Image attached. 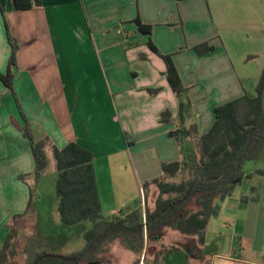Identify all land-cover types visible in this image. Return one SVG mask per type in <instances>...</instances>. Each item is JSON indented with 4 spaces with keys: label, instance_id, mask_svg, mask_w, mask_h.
I'll list each match as a JSON object with an SVG mask.
<instances>
[{
    "label": "crops",
    "instance_id": "obj_1",
    "mask_svg": "<svg viewBox=\"0 0 264 264\" xmlns=\"http://www.w3.org/2000/svg\"><path fill=\"white\" fill-rule=\"evenodd\" d=\"M228 4V0H38L31 9L16 10L12 0H0V74L8 71L12 42L17 49L13 92L0 79V252L7 226L26 211L30 198L29 188L18 179L35 169L30 142L21 131L24 117L39 140L48 137L59 149L75 142L93 152L103 214L108 217L140 206V200L144 204L143 183L162 176L164 163L181 159L171 136L178 127L179 102L164 60L148 42L161 54L173 56L189 89L199 135L213 125L216 107L249 93L245 82L255 79L257 85L264 68V32L259 38L263 56L259 73L251 77L246 66L256 58L235 60L216 37L225 32L221 26ZM232 6L231 13L242 8ZM201 14L216 21L218 62L214 61L218 57L211 58L214 53L199 56L194 51L214 38L197 39L196 31L190 30ZM16 98L23 117L15 107ZM167 110L171 122L164 124L161 114ZM147 196L154 208L157 189L150 186ZM250 196L251 187L243 184L225 201V211L236 214V238H219L209 264H264V203L261 198L241 200ZM220 233L211 220L205 245ZM186 239L185 247L159 248L177 249L165 254L164 264H192L193 259L203 264L205 245L193 237ZM146 247L138 253L117 239L106 244L99 257L110 264H153L150 254L144 259Z\"/></svg>",
    "mask_w": 264,
    "mask_h": 264
},
{
    "label": "trees",
    "instance_id": "obj_2",
    "mask_svg": "<svg viewBox=\"0 0 264 264\" xmlns=\"http://www.w3.org/2000/svg\"><path fill=\"white\" fill-rule=\"evenodd\" d=\"M12 2L16 10H28L38 5V0ZM138 24L142 29L143 24ZM12 45L8 71L5 75L0 74V79L13 92L17 49L13 42ZM148 45L164 60L167 80L179 102L178 127L171 132V136L177 140L181 159L164 163L162 176L143 183L144 204L140 200V206L132 210L126 208L107 217L103 214L93 152L75 142L59 149L48 137L37 139L30 122L24 117L25 125L21 131L30 142L35 169L31 174L20 175L19 179L25 181L28 175L32 176L34 184L29 187L30 198L25 213L14 216L8 226L9 233L0 252V264H12L16 251L13 241L21 234L17 222L33 209L35 188L48 165L47 147L53 151L58 173L56 191L62 224L72 227L89 221L91 228L85 232L86 246L82 251L68 259L43 258L38 264H110L99 254L106 244L117 239L138 253L143 252L146 244V259L148 244L158 242L168 229L193 237L198 245L203 246L207 241L209 223L219 215L221 203L231 197L237 187L252 179L254 174L247 173L245 165L256 161L264 150V68L254 92L216 107L213 125L205 134L199 135L189 89L181 80L173 56L161 54L151 42ZM194 50L199 56H204L214 47L203 43ZM156 92L149 90L151 94ZM242 109L245 110L243 117L240 115ZM161 122H171L170 111L161 114ZM256 173L264 174L263 171ZM179 175H182L180 181L173 182ZM150 186L158 192L154 208L148 205L147 191ZM256 191L255 187H251V196L241 200L259 201ZM176 250L158 249L153 255V264H164L165 254ZM43 256L38 254L30 264Z\"/></svg>",
    "mask_w": 264,
    "mask_h": 264
},
{
    "label": "rangeland",
    "instance_id": "obj_3",
    "mask_svg": "<svg viewBox=\"0 0 264 264\" xmlns=\"http://www.w3.org/2000/svg\"><path fill=\"white\" fill-rule=\"evenodd\" d=\"M242 1L243 2L240 3L239 0H228L229 13L224 19V24L221 26L222 30H225V32L222 31L219 36L216 34L218 32L217 25L215 24L216 21L208 14H205V16L201 14V17L196 16V18H194L196 21L190 23V30L196 31L198 34L197 39H201L208 35V37H214L212 39L210 38L207 42H203L213 47L215 45V38L221 39L223 46L227 48L228 53L230 55L232 54L235 60H240L244 57L246 62V60L248 61L252 58H256L254 62L250 63V61H248L246 66V73L253 77L259 73V62L263 59L262 54H259L262 51L259 38L261 32H264V15H262L264 8L260 7L259 4L264 6V0H259L260 3L258 6L254 3L256 0ZM239 4L242 8H239L236 13H231L230 8L233 7L232 5H236L235 7L237 8ZM213 53L214 50L208 54ZM220 53L221 52L218 51L216 54L220 55ZM216 54L214 53L211 58H217L218 56ZM219 60L221 59L218 57L217 60L214 61L218 62ZM254 80L245 82V87L248 88L249 93H253L256 87ZM101 92H103L102 88ZM13 101L18 113L23 117L24 112L20 100L13 99ZM244 114L245 110L242 109L240 112L241 117H243ZM46 153L48 165L41 182L38 187L35 188L33 209L27 217H23L17 222L21 234L19 238L13 241L16 251L12 258V264H30L33 258L38 254L66 257L64 256L65 254L78 253L86 246L85 232L91 228V223L85 221L72 227H67L62 224L58 212L59 200L56 191L58 173L55 159L53 151L50 148L47 147ZM245 171L247 173H253L254 175L252 179L246 181L244 184L255 187L257 190L256 196H259L262 199V203H264V174L256 173L257 171L264 172V150L256 161L248 162L245 165ZM181 177L182 175H179L177 179H173V182H179ZM32 178V176L28 175L25 181L18 179L29 188L34 184ZM239 188L240 186L237 187L233 196L238 194ZM153 203L155 207L156 200H154ZM225 205L226 202L221 203L219 215L211 219L212 228L221 233L220 235L218 234L217 239H214L212 243L205 245L203 249H201L203 264H209L210 257L213 253L217 252L218 243L220 241L219 238L221 239L226 235L236 238V214L225 211ZM7 229L9 233L8 226ZM186 238L190 237L182 235L175 230L168 229L158 242L148 244L147 255L150 254L152 257L154 253L163 246L185 247L186 244H188ZM240 243L245 246L243 241ZM240 246L241 244H239V247ZM73 254H71V256ZM195 255H198V250H194V256ZM191 263L196 264V260L193 259Z\"/></svg>",
    "mask_w": 264,
    "mask_h": 264
},
{
    "label": "water",
    "instance_id": "obj_4",
    "mask_svg": "<svg viewBox=\"0 0 264 264\" xmlns=\"http://www.w3.org/2000/svg\"><path fill=\"white\" fill-rule=\"evenodd\" d=\"M47 257H58L61 259H68L67 257H63V256H56V255H44L42 258H40L39 260H37L34 264H38L39 261H41L43 258H47Z\"/></svg>",
    "mask_w": 264,
    "mask_h": 264
},
{
    "label": "built area",
    "instance_id": "obj_5",
    "mask_svg": "<svg viewBox=\"0 0 264 264\" xmlns=\"http://www.w3.org/2000/svg\"><path fill=\"white\" fill-rule=\"evenodd\" d=\"M141 193H142V195H143V190H141ZM143 219H144V223L146 222V217H145V215H143ZM145 239H146V233H145Z\"/></svg>",
    "mask_w": 264,
    "mask_h": 264
}]
</instances>
